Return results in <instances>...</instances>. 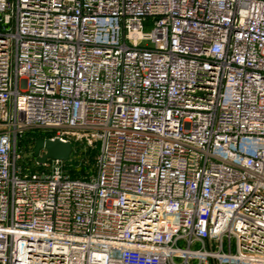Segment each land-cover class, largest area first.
Listing matches in <instances>:
<instances>
[{
  "label": "built area",
  "instance_id": "built-area-1",
  "mask_svg": "<svg viewBox=\"0 0 264 264\" xmlns=\"http://www.w3.org/2000/svg\"><path fill=\"white\" fill-rule=\"evenodd\" d=\"M0 264H264V0H0Z\"/></svg>",
  "mask_w": 264,
  "mask_h": 264
},
{
  "label": "water",
  "instance_id": "water-1",
  "mask_svg": "<svg viewBox=\"0 0 264 264\" xmlns=\"http://www.w3.org/2000/svg\"><path fill=\"white\" fill-rule=\"evenodd\" d=\"M32 153L41 164L47 159L67 160L72 153V145L60 138H37Z\"/></svg>",
  "mask_w": 264,
  "mask_h": 264
},
{
  "label": "rangeland",
  "instance_id": "rangeland-1",
  "mask_svg": "<svg viewBox=\"0 0 264 264\" xmlns=\"http://www.w3.org/2000/svg\"><path fill=\"white\" fill-rule=\"evenodd\" d=\"M151 28H152V21H151V19H148V21L145 22L143 29H144V31H149ZM39 132L41 134H43L44 136H47L50 134V132L46 129L35 128V129L27 130L18 138L17 150L21 153L22 157L17 162L23 168L35 166V164H36L35 163L36 158L34 157L32 151H30V144H31L32 139H34L36 134ZM78 146L80 147L79 149H83V150L88 149L86 147L84 148L82 145H78ZM77 155H73V157H71V159H69L70 157L67 159V160H70L69 164L74 165L75 162L79 161V158ZM93 158H94V156H93ZM67 160H65V161H67ZM90 164L93 167L94 159Z\"/></svg>",
  "mask_w": 264,
  "mask_h": 264
},
{
  "label": "trees",
  "instance_id": "trees-1",
  "mask_svg": "<svg viewBox=\"0 0 264 264\" xmlns=\"http://www.w3.org/2000/svg\"><path fill=\"white\" fill-rule=\"evenodd\" d=\"M44 135L40 132L36 134L35 138L32 139L30 144V151L33 150L34 142L37 138H41ZM80 147L78 145L72 144V153L70 155V158L73 157V155H77L79 158V161L75 162L74 165L69 164L70 160L65 161L66 165L68 166V171L71 176L73 177H79L83 175L87 170L92 169L91 162L93 161V156L95 154V151L88 148V149H79Z\"/></svg>",
  "mask_w": 264,
  "mask_h": 264
}]
</instances>
